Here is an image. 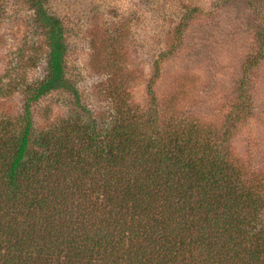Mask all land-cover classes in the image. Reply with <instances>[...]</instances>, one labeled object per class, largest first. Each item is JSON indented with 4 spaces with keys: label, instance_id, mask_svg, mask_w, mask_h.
<instances>
[{
    "label": "trees",
    "instance_id": "obj_1",
    "mask_svg": "<svg viewBox=\"0 0 264 264\" xmlns=\"http://www.w3.org/2000/svg\"><path fill=\"white\" fill-rule=\"evenodd\" d=\"M20 3L48 50L41 76L21 47L0 75V264H264V178L226 124L159 106L150 87L147 105L95 113L68 74L63 19L48 0H0V18ZM56 91L69 113L38 127L33 105Z\"/></svg>",
    "mask_w": 264,
    "mask_h": 264
},
{
    "label": "rangeland",
    "instance_id": "obj_2",
    "mask_svg": "<svg viewBox=\"0 0 264 264\" xmlns=\"http://www.w3.org/2000/svg\"><path fill=\"white\" fill-rule=\"evenodd\" d=\"M48 1L66 27L68 74L95 113L147 105L150 87L159 106L169 102L188 118L226 124L233 150L264 178V0ZM17 6L0 18V75L21 47L22 69L41 76L44 36L25 4ZM8 100L14 112L21 94ZM70 108L65 93L52 92L33 105L35 124ZM237 108L232 125L227 119Z\"/></svg>",
    "mask_w": 264,
    "mask_h": 264
}]
</instances>
